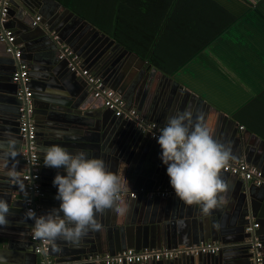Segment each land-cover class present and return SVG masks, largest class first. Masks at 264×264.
Returning <instances> with one entry per match:
<instances>
[{"label":"water","instance_id":"water-1","mask_svg":"<svg viewBox=\"0 0 264 264\" xmlns=\"http://www.w3.org/2000/svg\"><path fill=\"white\" fill-rule=\"evenodd\" d=\"M58 9H62L60 13ZM38 14L41 17L33 24ZM2 25L15 34L14 43L21 46V59L27 61L28 66L27 86L31 97L27 105L31 109L36 150L41 162L42 196L36 198L37 215L59 203L54 199L56 188L51 180L57 171L63 172L42 163L43 149L52 144L63 145L70 152L85 150L101 158L108 170L121 181L125 191H147L164 181L160 173L153 175L152 170L149 171L152 167L139 166V162L133 159L134 153L141 154L144 150L158 155V144L153 142L158 146L154 147L149 143V136L135 123L114 116L110 110L103 111L99 105L91 107L93 96L85 82L68 70L66 61L55 62L44 54V45L51 39L60 49V41L63 40L105 85L162 127L170 115L192 111L194 95L184 85L157 69L155 76L132 71L128 58L142 62L136 54L115 44L108 35L57 0H9L6 21ZM52 33L57 35V40H53ZM7 47L6 42L0 41V137L6 134L14 136L18 155L11 161L16 169V179H9L0 167V197L9 203L10 208L8 222L0 226V264H38L34 244L29 242L32 220L26 215L24 201L16 207L11 203L13 192L17 186L23 185L22 173L16 164L24 142L19 133L22 101L17 97V91L20 85L12 81L17 61L6 51ZM229 123L234 125L233 121ZM229 128L227 125L221 129L226 136L224 138L221 134L216 140L225 146L227 143L230 153L236 151L238 158L264 172V142L255 148L244 136L239 137L236 130ZM233 187L230 197L240 230L245 231L246 227L256 223L254 235H264V186L256 187L238 178ZM158 200L162 207L151 199L143 201L141 193L127 203L123 202L126 211L122 215L105 213L96 218L101 225L100 231L89 232L75 244L59 239L54 244L49 243L48 251L39 255L41 264H46L48 258L52 264H94L89 261L90 257L115 255L126 249L160 250L221 241L216 219L208 220L209 215H203L195 205H185L174 196ZM112 221L117 222V228H113ZM246 238H250L248 233L237 242V249L246 253L250 264V244ZM259 239L264 255V238ZM14 250L24 253L22 259L30 261L21 260ZM220 251L218 255L180 256L172 261L146 264H225Z\"/></svg>","mask_w":264,"mask_h":264},{"label":"crops","instance_id":"crops-1","mask_svg":"<svg viewBox=\"0 0 264 264\" xmlns=\"http://www.w3.org/2000/svg\"><path fill=\"white\" fill-rule=\"evenodd\" d=\"M57 1L60 2L59 0ZM249 1L256 3L259 0ZM91 2L88 5L89 3L72 1L70 6H73V8L68 6L67 8L81 16L98 31L108 35L115 44L136 54L142 62L139 59L131 60L128 58V61L132 65V71L135 73L143 71L151 76H155L157 73L155 69H157L168 76H172L178 83L184 85L194 95L192 101L193 108L191 107L193 116H198L200 121L207 125L213 138L216 139L221 134L225 138L226 135L223 133V130L229 125V130L233 128V130L237 131L239 137L244 136L255 148L260 147L261 142H264V55H259V40L255 35L256 30L252 32V30L241 29L242 24L239 25V28L235 32L226 31L222 33L216 27L209 29L210 25L216 26L218 24H215L218 18L216 20L213 19L212 24H210L208 8L203 11V14H200L196 12L194 7L187 8L186 12H180L177 10L178 8L157 7L154 3L153 6H150L148 3L151 4V2L147 0H125L121 11L122 17L120 18V7L119 4L116 5L114 3V0H92ZM60 3L64 5L62 2ZM108 6L111 9H107L109 10L107 13L110 12L113 16L109 26L107 25L109 29H106V23L100 17L99 12ZM61 10L58 9V12L60 13ZM200 15H202V23ZM35 16L41 17L39 14ZM117 29H121L123 33L120 35L116 34ZM200 30H206L204 32L207 36L203 37L205 46L200 53L201 56L196 58L195 48L198 45L197 43H199L198 31ZM55 32L59 36V33ZM13 35L15 37L14 33ZM60 42L61 45L68 46L73 50L63 40ZM45 44L44 54H48L50 58L58 62V46L51 39L46 41ZM74 53L78 55L83 63L79 54L76 51ZM22 61L27 64V61L23 59ZM84 67L91 74L100 78L87 66L84 65ZM106 86L108 87L107 84ZM127 89L128 87L125 90ZM115 92L117 93V91ZM119 96L121 97V95ZM91 99V107L99 105L98 107L103 111L107 110L100 100ZM123 100L128 108L137 110L147 122L162 127L157 122L150 121L147 116L137 109V107L132 106L127 100ZM232 121L234 125L229 123ZM221 129L223 130L221 131ZM149 141L154 147H158L151 140ZM225 142L229 141L225 140ZM235 153L236 151L230 153V161L246 162L243 158H238ZM133 155L134 162H139V166H143L144 168L152 167L149 171L152 170L153 175L160 173L164 177V181H161L157 187L146 189L147 191L140 190L133 192L141 193L143 201L154 200L156 205H160L158 199L161 198H147L145 196L147 192L167 191L170 195L163 198L173 197L172 189L168 180H166L165 166L161 164L158 155H155L154 152L148 153L147 150H144L141 154L134 153ZM246 163L264 174L259 167L250 162ZM16 165L19 172L23 174L26 168L21 160ZM220 176L226 181L228 189L224 193L226 202L221 207L211 210L209 218L207 217L211 221L216 219V223L218 224L216 230L221 239V241L211 243L222 246L220 252H222L225 264H248L246 253L243 250L239 251L237 249V242L247 232L246 230H240L241 227L237 223L238 215L234 205L231 203L230 197L234 189L233 183L239 177L235 178L236 176L229 175L221 170ZM21 189L23 187L17 186V190L13 192L11 201L13 207H16L18 203L23 201ZM128 201L129 199L127 198L122 199V202L127 203ZM160 206H158V209H160ZM160 211L164 213L163 208ZM112 224L113 228L117 226L116 221H112ZM32 233L31 231L30 234ZM256 237L258 239L259 237L264 238V235L262 233ZM245 241H248V238ZM188 246L190 245L183 247ZM14 253L21 260H24V262L30 261L27 258L22 259V256L25 255L24 253L18 250H14ZM95 257H90L89 261L94 264H100L93 260ZM37 262L38 264L42 263V258L39 255H37Z\"/></svg>","mask_w":264,"mask_h":264},{"label":"clouds","instance_id":"clouds-1","mask_svg":"<svg viewBox=\"0 0 264 264\" xmlns=\"http://www.w3.org/2000/svg\"><path fill=\"white\" fill-rule=\"evenodd\" d=\"M153 136L176 199L195 205L205 216L226 202L228 185L220 170L231 158L230 149L213 138L198 116L190 110L170 115ZM17 155L16 138L11 134L0 137V167L9 179H16L11 161ZM42 163L63 174L57 171L51 180L58 206L39 215L32 208L26 212L36 238L52 244L58 239L75 244L89 232L100 231L97 217L126 211L121 199L126 189L101 158L85 150L70 152L63 145L52 144L43 149ZM9 212V203L0 197V226L8 222Z\"/></svg>","mask_w":264,"mask_h":264},{"label":"built area","instance_id":"built-area-1","mask_svg":"<svg viewBox=\"0 0 264 264\" xmlns=\"http://www.w3.org/2000/svg\"><path fill=\"white\" fill-rule=\"evenodd\" d=\"M9 0H0V41L6 42L8 47L6 51L12 55L17 61L16 70L12 74V81L20 85L17 91V97L22 101L19 107V133L24 142V149L19 157L26 170L22 174L23 190L22 196L25 204V211L29 208L37 211L36 198L41 196L40 190V168L41 162L36 150L35 126L32 121L31 109L27 105L31 90L27 86L29 82L28 66L21 59L20 45L14 43L15 37L10 29L3 27L8 13ZM40 19L35 16L33 24ZM53 40H57L56 34L52 33ZM57 59L66 61L68 70L80 77L88 86L93 98L101 100L103 106L110 110L114 116L122 117L127 121L135 123L139 129L146 133L152 142L156 143L154 134H158L161 127L153 123L147 122L133 108H128L124 100L112 89L107 87L104 82L91 74L85 67L78 55L65 45H61ZM222 172L253 184L256 187L264 186V174L257 168L249 165L246 162L228 161L227 165L221 169ZM139 192H124L121 199H135ZM170 195L167 191L147 192V198L167 197ZM257 224H252L246 227V232L250 235L248 242L249 248V263L264 264V258L261 250V242L254 235ZM30 241L34 244V253L37 255L45 254L49 249V242L36 238L33 233L29 236ZM221 249V246L216 243H199L182 248L174 249H144L135 251L133 249L123 250L115 255L96 256L93 260L100 264H146L150 262H161L174 260L180 256H196V255H216ZM46 264H52V260L48 258Z\"/></svg>","mask_w":264,"mask_h":264},{"label":"trees","instance_id":"trees-1","mask_svg":"<svg viewBox=\"0 0 264 264\" xmlns=\"http://www.w3.org/2000/svg\"><path fill=\"white\" fill-rule=\"evenodd\" d=\"M62 2L66 7H72L70 6V3L72 1H81L82 3H92V0H59ZM109 1V0H108ZM125 0H114V3L116 5L119 4L120 7V13L119 17L121 18V11L123 9V5ZM150 6H153V3L157 7H172V8H178L180 12H186L187 8L194 7L196 12L203 14V11L208 8L209 9V20L210 24H212V20H216L215 25H210V28L219 29L218 31H221L222 33L228 31V32H235L239 28V25H241V29H248L256 30L255 35L257 36L259 40V55H264V0H259L256 3H251L249 0H147ZM158 2V3H157ZM104 3V2H103ZM110 4V2H109ZM111 9L110 6L107 8H103L101 12H99L100 17L103 19V21L106 23V29L107 25L109 26V23L111 21V18L113 15L111 13H107ZM201 18L202 23V15L199 16ZM181 19V18H179ZM206 30H200L198 31V37H199V43L196 45V54L195 57L199 58L201 55L203 47L205 46L204 42L205 40L203 37L206 35ZM204 32V35H203ZM121 29L116 30V34H122ZM210 35V33H208ZM222 35V34H221ZM207 36V35H206Z\"/></svg>","mask_w":264,"mask_h":264}]
</instances>
